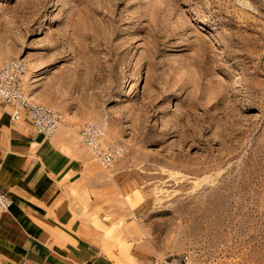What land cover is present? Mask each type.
<instances>
[{
	"label": "rangeland",
	"instance_id": "374dc122",
	"mask_svg": "<svg viewBox=\"0 0 264 264\" xmlns=\"http://www.w3.org/2000/svg\"><path fill=\"white\" fill-rule=\"evenodd\" d=\"M9 56L86 150L118 255L264 264V0H0ZM86 120L126 144L110 168Z\"/></svg>",
	"mask_w": 264,
	"mask_h": 264
},
{
	"label": "crops",
	"instance_id": "0c3cea01",
	"mask_svg": "<svg viewBox=\"0 0 264 264\" xmlns=\"http://www.w3.org/2000/svg\"><path fill=\"white\" fill-rule=\"evenodd\" d=\"M12 111L0 103V190L12 200L0 221V264L146 261L108 245V225L93 197L101 187L67 127L43 137L26 116L12 119Z\"/></svg>",
	"mask_w": 264,
	"mask_h": 264
},
{
	"label": "built area",
	"instance_id": "2783aa9c",
	"mask_svg": "<svg viewBox=\"0 0 264 264\" xmlns=\"http://www.w3.org/2000/svg\"><path fill=\"white\" fill-rule=\"evenodd\" d=\"M27 64L24 59L9 56L0 63V103L12 106V119L26 116L34 131L51 137L64 121V113L54 106L35 100L28 89ZM80 142L104 168H110L126 154V144L108 139L104 127L86 120L79 130ZM12 203L11 197L0 190V221ZM189 255L171 256L157 264H188Z\"/></svg>",
	"mask_w": 264,
	"mask_h": 264
}]
</instances>
